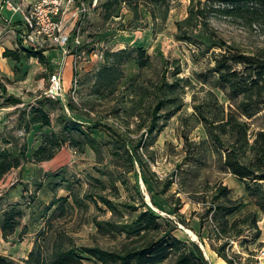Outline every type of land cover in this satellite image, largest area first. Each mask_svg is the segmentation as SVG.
I'll return each mask as SVG.
<instances>
[{"label": "rangeland", "instance_id": "374dc122", "mask_svg": "<svg viewBox=\"0 0 264 264\" xmlns=\"http://www.w3.org/2000/svg\"><path fill=\"white\" fill-rule=\"evenodd\" d=\"M190 3L191 0H172L173 7L167 20L162 19L158 10L155 12L156 15L154 12L152 14L150 11L152 8L144 6L143 0H139L137 3L139 6V15L137 16L127 3L126 6L130 9L129 14L132 17L125 22L121 20L119 24V28L127 30L129 34L136 31L144 32V28L151 24H153L155 32H162L159 42H157L160 49L157 48L152 52L153 66L145 70L143 83L149 81V84L156 90L164 83V76L169 81L191 78L194 82V87L188 89V93L184 97L185 106L181 111L169 120H166L165 117L166 110L160 111L154 132H151L147 125L141 126L139 117H128L124 115L123 110L124 113H119L116 109L114 100L121 97L123 89L128 86L129 76L134 72L133 67H125L126 78L122 82L121 88L123 89L120 93L117 92L106 100H96L94 97H90L89 94L94 86L97 71L92 68L87 71L81 67L80 63L82 60L90 62L93 57L101 60V63L104 52L110 49L96 48V52H93L92 55L94 48L90 49V46L84 47L83 43L80 44L83 47L78 52L85 53L82 54L83 58H78V72L76 73L79 77L78 87L74 88L73 81L72 86L66 90L62 97L61 103L47 106L54 126L48 128L34 126L31 132V142L35 136H43L44 132L53 130L61 132L62 126L58 123L59 116L65 111L70 113L67 105L73 101L72 104L80 112L89 113L90 110L92 117L96 118L95 116L101 115L121 132L128 133L134 140L131 148L134 149L135 144L140 146L138 155L143 159L144 167L148 166L149 171H143L141 163L137 160L135 168L127 171L130 165L126 160L123 148L119 149L120 155L115 157L106 147H102L100 153L90 146H86L87 148L82 151L79 146H74L69 140L64 141L63 146L52 160L47 163L40 162L45 163L44 167H35L31 165L33 162L24 163L23 166L26 165V167L23 170H16V173L10 177L12 182L22 184L26 191L24 197L26 215L17 234L11 236L10 256L23 258L27 253L30 241L34 239L35 242L41 231L44 230L49 231L51 235L66 236L64 240L66 244H100L107 248L113 247L117 239H114L110 234L100 233L97 222L112 218L118 220L122 216L118 213L114 214L104 202L100 201V194L108 195L118 206L121 201L140 204L143 195L149 205L154 206L166 218L175 221L179 227V231H177L179 236L189 234L187 230L190 228L183 222L181 223V219L168 213L167 209L180 215V209L187 206L188 216L199 217L200 220H203V223L208 226L209 235L217 243L216 247L220 248L225 244L227 251L229 241L218 239L219 234L215 228L217 224L214 221L216 216H221V208L231 204L226 201L225 196L221 195V189L227 187L231 190L229 197L236 200V205L239 206V209L230 215L229 220L254 213L257 214L261 230V237H258V229L253 224L243 226L244 233L238 243L234 244L231 253L240 264H259V256L264 249V212L248 195L245 183L223 168L218 155L212 152L209 145H201L202 139L206 137V131L203 125L195 127L194 119L189 116L195 111L193 94L196 93L199 100H202L205 96V92L201 91L202 88L207 90L214 88L213 83L217 76L215 72H212L216 64L214 57L224 51L223 45H236L246 52H257L264 49V24L246 25L242 21L211 13L208 19L211 32L217 34L215 38L221 40L223 45L214 44L208 48L211 42H203L201 37L198 42L181 40L176 37L178 32L176 22L184 20L188 16ZM113 9L116 10V8ZM126 14L128 15V13ZM202 33L200 28L195 35L200 36ZM76 49L77 46L74 50ZM206 77H208V81L204 80ZM38 83V94L49 96L47 94L50 93L53 85L51 75H47L45 81L38 80ZM215 91L222 102L226 105L230 104L231 101L222 88L217 87ZM35 96L36 93L33 91H25V102L18 105L8 104L5 99H0L1 106L12 108L4 109L2 120H0L2 123L7 121L3 140H7L9 146L16 142L22 146L27 141L28 132L25 131L23 125L21 126V122L25 117L24 112L30 110L33 105L39 104ZM258 115L261 118L256 116L251 119L254 130L264 125V110ZM77 118L82 120L87 128L93 125V121L88 115L81 113L77 115ZM183 118H190V126L183 123ZM0 128L2 127L0 126ZM99 135L105 137L104 134ZM2 144L4 146L5 143L2 141L0 145ZM31 152L29 149L28 154L30 155ZM54 173H59L60 176L53 179L52 174ZM146 179L149 183L146 182ZM50 181L53 182L54 189L47 185L41 189L38 187L40 183L45 184ZM114 182L117 187L113 186ZM153 194L158 202L162 200L163 204H167L166 210L163 211L154 204ZM125 214L124 219L128 216V213L125 212ZM25 226H28V232L23 239L25 242L21 248L15 250L14 245L22 242L20 234ZM189 239L197 241L202 247V243L197 239H192V237ZM213 251L217 255L216 260L221 259L220 264H230L227 259L218 254L217 250L213 249ZM262 261L264 264V257ZM160 264H174V259L171 258Z\"/></svg>", "mask_w": 264, "mask_h": 264}, {"label": "trees", "instance_id": "16d2710c", "mask_svg": "<svg viewBox=\"0 0 264 264\" xmlns=\"http://www.w3.org/2000/svg\"><path fill=\"white\" fill-rule=\"evenodd\" d=\"M138 1L113 0L110 2V8L126 2L137 16ZM143 5L152 8H149L152 14L157 10L160 11L163 20H167L173 7L172 0H143ZM211 13L242 21L246 25H262L264 0H191L188 16L176 22L178 28L176 37L190 42H198L201 37L203 42H211L208 48L214 44L223 45L221 40L215 38L217 34L211 32L208 21ZM200 28L203 33L196 36L195 33ZM223 47L224 51L214 57L216 64L212 72L217 75L213 83L214 88L207 90L203 87L201 91L205 92V96L202 100H199L196 93L193 94L195 111L189 117L194 119L195 127L203 125L206 131V137L202 139L201 145H209L212 152L218 155L223 168L245 183L248 195L264 212V125L254 130L251 121L256 116L260 117L258 114L264 110V49L246 52L236 45L225 44ZM104 53V63L95 74L90 97L106 100L117 92L120 93L123 89L122 82L126 78L125 67H133L134 72L129 76L128 86L123 89L122 96L114 100L119 113L125 112L124 115L128 117H139L141 126L147 125L149 130L154 132L160 111L166 110L165 117L169 120L184 108V97L188 89L194 87L191 78L169 81L164 76V83L155 90L149 81L143 83L145 70L153 66V58L148 49L138 46L118 51L108 50ZM5 55L15 60L20 59L17 52L6 51ZM204 80L208 81V77ZM0 86L4 91L0 98L5 97L8 104L23 103L22 98L9 94L1 79ZM217 87L225 91L231 101L229 105L220 100L215 91ZM38 101L39 104L33 105L30 110L24 112L25 117L21 126L23 125L28 133L32 132L34 126L40 128L54 126L47 106L61 103L62 98L54 99L42 95ZM72 102L67 105L70 113L64 110L65 112L59 116L61 132L43 131L41 144L30 155L27 141L22 146L16 142L12 146L0 148V179L24 163L52 160L65 140H69L74 146H79L82 151L87 148L86 146H90L100 153L101 148L106 147L115 157L120 155L119 149L123 148L130 165L127 171L135 168L136 160L141 163L143 171H149L148 166L144 167L143 159L138 155L140 146L135 144L134 149L131 148L134 140L128 133L121 132L101 115L92 117L90 110L89 113L80 112ZM81 113L92 119V126L87 128L85 123L77 118ZM190 118H183V123L189 125ZM99 134H104L105 137ZM186 137L188 138L187 135ZM0 138L4 139V133L1 131ZM139 142L141 143L142 139ZM59 176V173L52 174L53 179ZM146 182L149 183L148 179ZM52 183L51 181L40 183L38 187L41 189L47 185L54 189ZM113 186L117 187L115 182ZM230 192L227 187L221 189V195L231 204L222 207L221 216L217 214L214 219L218 228H216L218 239L240 240L244 233L242 227L248 224H253L258 229V237H261L257 214L250 213L242 218L229 220L230 215L239 209L236 200L229 197ZM152 197L154 204L161 209L155 201V194ZM99 200L104 202L114 214L118 213L122 216L118 220L112 218L97 222L100 233L110 234L117 239L113 247L107 248L100 244H66L64 241L66 236L51 235L49 231L44 230L35 240L34 247L25 262L0 254V264H160L171 258L174 259V264H212L201 245L197 241L178 236L176 231L179 227L175 221L166 218L149 205L143 195L140 204L121 201L118 206L106 194H100ZM125 212L128 213L126 219L123 218L126 216ZM25 215L26 210L20 202L9 204L1 212L0 225L6 240L16 234ZM27 232L28 226H25L20 234L21 241ZM218 253L230 264H235L228 256L225 244L218 248Z\"/></svg>", "mask_w": 264, "mask_h": 264}, {"label": "crops", "instance_id": "0c3cea01", "mask_svg": "<svg viewBox=\"0 0 264 264\" xmlns=\"http://www.w3.org/2000/svg\"><path fill=\"white\" fill-rule=\"evenodd\" d=\"M11 1L21 9H15L8 2V0H0V79L5 83L9 94L22 98L23 103L26 98L25 91H33L36 93L35 99H39L42 95H44L40 92V94H38V80L45 81L46 76L49 74L51 75L52 82L56 76L61 78L63 94L65 95L66 90L72 86L74 77L78 72V58H83L82 54L85 53L78 52L79 49L82 50L83 47L80 45L77 46L76 50H74L76 47L74 39L79 31L84 47L90 46V49L94 48L91 53L92 55L93 52H96V48L101 47L112 51H118L128 47L143 46L148 49L150 54H152V52L157 48L160 49L157 42H159V37H161L160 35H162V32H155L153 24L144 28V32L136 31L132 34H129L127 30L119 28L121 20L125 22L126 20L131 19L132 16L129 14L130 9L126 6V2H123L121 5L114 6L113 8H116V10L110 8V2L113 0H85L89 5V12L86 15V18L83 22H81V24L80 22L77 23L75 21L70 22V31L73 35L72 41L69 44L70 52L65 53L61 46L53 44L50 41L45 42L41 46L28 44L23 39V36L27 33L23 9H28L33 4L34 0ZM80 1L81 0H78L73 8H76ZM126 13H128V15ZM6 51L17 52L20 55V59L15 60L11 56H6ZM94 58L95 57H93V59L91 58L92 60L90 62L82 60L80 63L81 67L85 68L87 71L90 68L98 71L104 63V58L102 59L103 63H100L101 60ZM3 92L4 91L0 86V95H3ZM0 99H5V97ZM4 109L12 108H6V106H1L0 104V120H2V114L5 111ZM6 125V120L3 123L0 121V126L2 127L0 128L1 132L4 133ZM27 134L29 149L30 151H33L41 144V137L35 136L31 142L30 138L32 133L30 132ZM2 141L3 139L0 138V142ZM4 143V146L9 145V142L7 141ZM4 146L2 144L0 145V148H3ZM44 162L47 163L49 161ZM44 164L31 163V165L38 168L44 167ZM24 167H26V165L13 169L0 179V202H2L0 214L9 206V204H14L16 202L22 203L24 208V196L26 195V191H24L25 188L20 183L16 184L15 182H12L10 178L12 174L14 175L16 173V170H23ZM156 200L157 198L155 197V201ZM161 201L158 202L157 200L156 202H158V205L164 211L166 210L165 208L167 204H163ZM167 212L172 216L181 219V223L183 222L190 228L187 230L189 234H185L183 236L180 235L181 238L189 239L192 237V239H197L200 243H202V247L204 248L205 254L210 262L212 264L221 263V259L218 261L216 260L217 255L215 251H213V249L218 251V246L216 247L217 243H215L214 238L209 235L208 226L203 223V220H200L199 217L188 216L187 206H183V208L180 209V215L177 212L170 211L168 209ZM177 231H179V229ZM177 231L176 234L179 236ZM11 238L12 237H10V239ZM10 239L6 240L4 238L3 230L0 225V254L10 256L9 248L10 245H12V241ZM24 242L25 241L16 243L14 245V249L16 250L21 248ZM34 244L35 242L33 239L30 241L27 253L23 256V258H16L14 256L10 257L17 261L25 262L30 251L34 247Z\"/></svg>", "mask_w": 264, "mask_h": 264}, {"label": "built area", "instance_id": "2783aa9c", "mask_svg": "<svg viewBox=\"0 0 264 264\" xmlns=\"http://www.w3.org/2000/svg\"><path fill=\"white\" fill-rule=\"evenodd\" d=\"M77 1L78 0H34L33 4L28 9H23L24 22L27 28V33L23 36V39L26 43L41 46L45 42L50 41L53 44L61 46L65 53L70 52L69 44L73 36L70 31V22L75 21L77 23L80 22L81 24L89 12V5L85 0H81L79 5L76 8H73ZM8 2L15 9H21L15 3H12L11 0H8ZM74 40L76 46H79L82 43L80 31L75 36ZM78 84L79 77L75 75L74 88H77ZM49 96L54 99L62 98L64 96L62 80L60 77L56 76L54 78ZM180 226L182 225L180 224ZM215 228L217 227L215 226ZM225 239L229 241L227 248L228 256L235 262V264H240L236 257L231 253V249L234 244L238 243V240L233 238ZM263 257L264 249H262L259 256V264H263Z\"/></svg>", "mask_w": 264, "mask_h": 264}]
</instances>
